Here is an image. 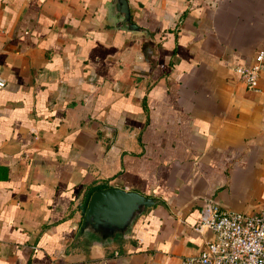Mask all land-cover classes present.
Here are the masks:
<instances>
[{"label": "crops", "instance_id": "1", "mask_svg": "<svg viewBox=\"0 0 264 264\" xmlns=\"http://www.w3.org/2000/svg\"><path fill=\"white\" fill-rule=\"evenodd\" d=\"M0 0V264H181L203 199L264 203V0ZM159 201L130 238L79 232L94 186Z\"/></svg>", "mask_w": 264, "mask_h": 264}, {"label": "built area", "instance_id": "2", "mask_svg": "<svg viewBox=\"0 0 264 264\" xmlns=\"http://www.w3.org/2000/svg\"><path fill=\"white\" fill-rule=\"evenodd\" d=\"M235 71L247 87L258 89L264 74V51L257 52L251 64L236 66ZM5 84L0 75V88ZM194 228L210 230L212 238L205 240L198 252L183 256L181 264H264V203L256 211L245 212L206 196Z\"/></svg>", "mask_w": 264, "mask_h": 264}, {"label": "water", "instance_id": "3", "mask_svg": "<svg viewBox=\"0 0 264 264\" xmlns=\"http://www.w3.org/2000/svg\"><path fill=\"white\" fill-rule=\"evenodd\" d=\"M119 18L117 24L129 30L144 28L131 18L128 0H114ZM155 197L135 189L107 186L94 190L88 199L79 232L86 240L108 244L130 238L136 219L157 203Z\"/></svg>", "mask_w": 264, "mask_h": 264}, {"label": "trees", "instance_id": "4", "mask_svg": "<svg viewBox=\"0 0 264 264\" xmlns=\"http://www.w3.org/2000/svg\"><path fill=\"white\" fill-rule=\"evenodd\" d=\"M103 186H94L92 188H90V191H89V195L96 189H99V188H102Z\"/></svg>", "mask_w": 264, "mask_h": 264}]
</instances>
